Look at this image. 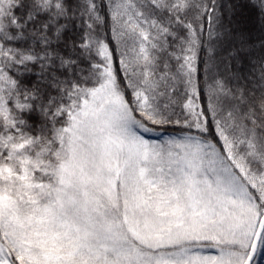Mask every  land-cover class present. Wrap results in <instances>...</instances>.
I'll list each match as a JSON object with an SVG mask.
<instances>
[{
  "label": "rangeland",
  "instance_id": "374dc122",
  "mask_svg": "<svg viewBox=\"0 0 264 264\" xmlns=\"http://www.w3.org/2000/svg\"><path fill=\"white\" fill-rule=\"evenodd\" d=\"M101 52L53 142L0 136V264H245L264 213L248 188L211 142L135 119Z\"/></svg>",
  "mask_w": 264,
  "mask_h": 264
},
{
  "label": "trees",
  "instance_id": "16d2710c",
  "mask_svg": "<svg viewBox=\"0 0 264 264\" xmlns=\"http://www.w3.org/2000/svg\"><path fill=\"white\" fill-rule=\"evenodd\" d=\"M102 45L135 119L211 142L264 212V0H0V136L53 142Z\"/></svg>",
  "mask_w": 264,
  "mask_h": 264
},
{
  "label": "water",
  "instance_id": "95a60500",
  "mask_svg": "<svg viewBox=\"0 0 264 264\" xmlns=\"http://www.w3.org/2000/svg\"><path fill=\"white\" fill-rule=\"evenodd\" d=\"M263 233H264V214L262 215V217L259 221L257 232L255 234V237H254V240L252 242V245H251V248L249 251V255L247 257L245 264H253L254 263V261L257 257V254H258V249H259V245H260Z\"/></svg>",
  "mask_w": 264,
  "mask_h": 264
}]
</instances>
